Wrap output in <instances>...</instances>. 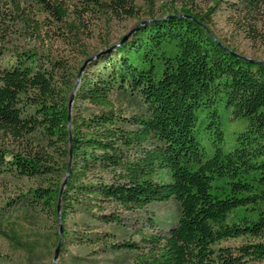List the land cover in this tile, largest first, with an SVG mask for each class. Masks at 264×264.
Instances as JSON below:
<instances>
[{
    "label": "trees",
    "instance_id": "obj_1",
    "mask_svg": "<svg viewBox=\"0 0 264 264\" xmlns=\"http://www.w3.org/2000/svg\"><path fill=\"white\" fill-rule=\"evenodd\" d=\"M210 1L204 14L150 16L117 48L87 54L78 82L80 66L0 39V134L16 146L0 145V174L38 181L16 202L55 218L56 245L60 200V251L103 239L107 251L136 252L137 264L264 259V64L229 53L210 28L223 4L264 14V0ZM81 2L78 18L138 10L135 0ZM8 3L0 0V33L11 20L30 23L15 1L10 17ZM41 3L70 17L60 0ZM68 30L80 32L76 20ZM169 200L179 213L167 235L108 243L94 232V222L121 229L120 213Z\"/></svg>",
    "mask_w": 264,
    "mask_h": 264
},
{
    "label": "rangeland",
    "instance_id": "obj_2",
    "mask_svg": "<svg viewBox=\"0 0 264 264\" xmlns=\"http://www.w3.org/2000/svg\"><path fill=\"white\" fill-rule=\"evenodd\" d=\"M20 4L30 23L11 20V24L0 34L5 46L14 50L32 48L42 54L63 60L71 67H83L84 72L90 58L102 51L105 43L114 45L131 30H135L150 16L162 17L167 12L181 11L183 7L204 14L211 5L210 0H135L137 14L125 17L105 14H85L80 18L73 14L80 9L81 0H60L68 10L70 17L59 19L55 14L44 11L41 0H7ZM55 3L57 0H44ZM8 15L14 18L13 7L6 8ZM212 34L224 46L240 55L253 60L264 61V14L247 10L238 11L223 4L211 15ZM76 20L80 27L77 35H71L68 24ZM10 22V20L8 21ZM7 23V22H6ZM79 75V73H78ZM77 82L79 78L77 77ZM0 145L10 149L16 146L0 134ZM38 181L20 178L16 175L0 174V264H53L56 248L55 233L58 224L55 218L44 213H27L16 199L23 191L34 187ZM179 207L175 200L148 205L144 209L120 213L121 229L112 224L94 222V232L99 238L108 234L109 242H141L142 234L167 235L168 229L176 224ZM83 231V228H80ZM96 245L77 244L60 251L55 264H137L136 252H113L104 244L103 239ZM239 241H230L225 245H235ZM243 264H264V259L248 260Z\"/></svg>",
    "mask_w": 264,
    "mask_h": 264
},
{
    "label": "water",
    "instance_id": "obj_3",
    "mask_svg": "<svg viewBox=\"0 0 264 264\" xmlns=\"http://www.w3.org/2000/svg\"><path fill=\"white\" fill-rule=\"evenodd\" d=\"M148 21H149V20H148ZM148 21H144L143 23H146V22H148ZM133 31H134V30H131L128 34L124 35V36L121 38V40L118 41V43H116V44L110 46V47H109L108 49H106V50H102V51H100L99 54H104L105 52H109L110 50H113V49L117 48L120 44H122L123 42H125V41L129 38V36L133 33ZM218 44H219L220 46L224 47L229 53L234 54V55H236V56H239V57H241V58H243V59H245V60H247V61H251V62H253V61H258V62L264 64V61L253 60V59L247 58V57H245V56H243V55L238 54V53L235 52V51H232L230 48L224 46V45L221 44L220 42H218ZM82 70H83V67L80 69V72H79L78 78H80V75H81ZM76 87H77V85L75 86L74 91H73V93H72V95H71V99L69 100V104H68V106H69V110H71V108H72V104H73V101H74V94H75L74 92H75V90H76ZM68 127H69V129H70V127H71L70 115H69V117H68ZM71 156H72V147H70V157H71ZM69 172H70V167L68 168V173H67V175L69 174ZM66 179H67V177L65 178V180H64V182H63V184H62L61 192H62V190L64 189V186H65V184H66ZM61 192H60V193H61ZM57 219H58V223H59V240H58V244H57V246H56V248H55V251H54L53 264H55L56 261H57V259L59 258L60 245H61V240H62V235H63V227H62L61 214H60V200H59V203H58Z\"/></svg>",
    "mask_w": 264,
    "mask_h": 264
}]
</instances>
